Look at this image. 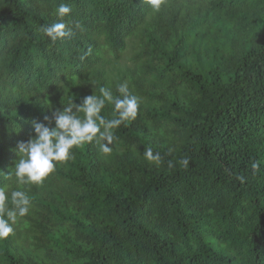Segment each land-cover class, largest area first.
I'll return each instance as SVG.
<instances>
[{
    "label": "trees",
    "instance_id": "1",
    "mask_svg": "<svg viewBox=\"0 0 264 264\" xmlns=\"http://www.w3.org/2000/svg\"><path fill=\"white\" fill-rule=\"evenodd\" d=\"M121 85L135 119L17 183L33 122ZM0 188L30 200L0 264H264V0H0Z\"/></svg>",
    "mask_w": 264,
    "mask_h": 264
},
{
    "label": "clouds",
    "instance_id": "2",
    "mask_svg": "<svg viewBox=\"0 0 264 264\" xmlns=\"http://www.w3.org/2000/svg\"><path fill=\"white\" fill-rule=\"evenodd\" d=\"M148 2L155 11H159L162 0H148ZM70 12L71 8L67 4H60L57 9V14L61 18ZM43 31L53 43L71 36V32L66 30V24L63 22L53 23L45 27ZM100 91L103 98L90 95L85 97L81 105H75L72 102L63 110L54 111L52 119L55 126L52 128L45 123L33 122L34 137L18 145V152L22 154L14 165L18 184L42 185L44 179L55 171L56 163L72 159L71 150L74 147L92 142L97 139L98 134L110 141L113 138L111 129L124 121L136 118L139 101L136 96L129 94L126 85H121L119 88L122 98L114 97L109 90L104 88ZM106 101L113 103L117 118L105 120L101 115ZM73 107L76 111L85 113L83 119L73 112ZM45 120H48V117H45ZM101 126H103V131H101ZM103 150L110 151L108 147H104ZM144 156L147 161L156 165L162 162L161 154L154 153L151 147L145 150ZM180 163L184 167L189 166L188 159H183ZM171 166L172 163L169 161V167ZM252 167L256 169L259 165L253 163ZM10 199L11 207L8 193L4 188H0V239L12 234L17 218L26 216L30 210V200L24 191H12Z\"/></svg>",
    "mask_w": 264,
    "mask_h": 264
}]
</instances>
